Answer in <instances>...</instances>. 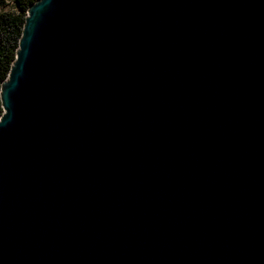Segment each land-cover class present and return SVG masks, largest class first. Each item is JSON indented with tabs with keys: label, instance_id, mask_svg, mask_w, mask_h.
I'll use <instances>...</instances> for the list:
<instances>
[{
	"label": "water",
	"instance_id": "obj_1",
	"mask_svg": "<svg viewBox=\"0 0 264 264\" xmlns=\"http://www.w3.org/2000/svg\"><path fill=\"white\" fill-rule=\"evenodd\" d=\"M0 105V264H264V0H35Z\"/></svg>",
	"mask_w": 264,
	"mask_h": 264
},
{
	"label": "trees",
	"instance_id": "obj_2",
	"mask_svg": "<svg viewBox=\"0 0 264 264\" xmlns=\"http://www.w3.org/2000/svg\"><path fill=\"white\" fill-rule=\"evenodd\" d=\"M35 0H0V83L7 77L27 8ZM2 109L0 105V116Z\"/></svg>",
	"mask_w": 264,
	"mask_h": 264
}]
</instances>
